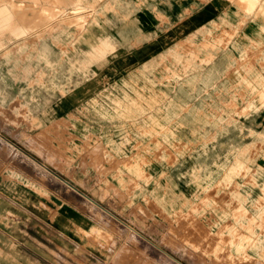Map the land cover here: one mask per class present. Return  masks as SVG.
Instances as JSON below:
<instances>
[{
	"label": "rangeland",
	"instance_id": "374dc122",
	"mask_svg": "<svg viewBox=\"0 0 264 264\" xmlns=\"http://www.w3.org/2000/svg\"><path fill=\"white\" fill-rule=\"evenodd\" d=\"M14 1L19 9L34 5L32 0ZM91 1L93 8L67 0H40L28 17L15 18L0 34V213L16 217L5 229H36L31 239L24 237L41 243L43 261L52 264H74L81 256L89 264H264V247L256 248L254 240L264 237V101L259 97L264 78L256 80L261 84L253 93L243 82L246 97L232 95L229 104L215 97V102H202L229 86V52L225 51L237 32L229 33L225 22L229 7L220 8L211 0ZM175 2L198 8L213 4L218 9L217 24L203 27L198 39L176 44L169 54L145 58L136 67L124 66L121 51L138 43L136 17L149 10L162 20L159 11L175 9L171 6ZM229 5L243 21L252 18H246L235 3ZM92 22L96 24L90 26L91 42L108 36L115 49L82 70L88 46L75 31ZM24 27L27 31L18 35L15 29ZM69 28L74 33L63 35ZM206 40L215 47L201 48ZM172 50L183 57L194 52L196 65L212 54L210 63L187 74L203 75L195 87L170 77L174 72L183 74ZM214 59L220 66L216 74L208 70ZM140 67H145L144 76L137 72ZM206 76L216 86L208 93ZM83 86L88 91L81 98L76 91ZM100 91L121 99L125 92L133 97L136 91L145 97L153 92L164 101L140 115L102 119L85 108L88 97L99 96ZM99 99L109 103L106 97ZM179 101L177 116L166 117ZM243 101L249 104L240 105ZM192 107L202 112L215 109L216 124L195 119L189 112ZM151 115L163 125L186 120L174 131L176 135L166 137L158 127L137 128L145 123L152 126ZM110 140L126 143L123 155L109 150ZM161 155L165 160L158 162ZM138 157L140 164L149 160L155 173L171 177L189 199L186 208L168 215L151 200L150 188L127 169ZM236 158L245 168L226 182L224 172L234 167ZM192 166H196L195 176ZM217 166L219 173L206 186L200 179ZM195 179L201 184L194 196ZM140 187L146 189L142 194ZM2 222L0 227L5 225ZM248 255L252 257L247 260Z\"/></svg>",
	"mask_w": 264,
	"mask_h": 264
},
{
	"label": "crops",
	"instance_id": "0c3cea01",
	"mask_svg": "<svg viewBox=\"0 0 264 264\" xmlns=\"http://www.w3.org/2000/svg\"><path fill=\"white\" fill-rule=\"evenodd\" d=\"M34 5L25 7V9H19L14 0H0V34L5 31L7 26L13 24L15 22V18L24 19L28 17V12L36 7V4L40 2V0H32ZM70 3H74L76 5H80L87 8H93L95 2L91 0H67ZM169 4L170 0H166ZM216 3L220 8H226L229 10L225 12V22L229 24V33L232 30L237 31L232 38L229 40V47L227 51L229 52V86L224 87L222 91L217 90L210 94L209 98H204L202 102L206 100L214 101V97L217 101H220L224 104H229V97L232 95H237L236 97L243 98L246 97V93L243 92V88H245L244 84H247V89L250 93H253L256 90L257 86L261 84V82H257L258 79L264 78V0H258L257 6H255L254 13H248L247 11V3L241 0H211ZM63 3V0H57V3ZM165 2V0H163ZM184 2V0H183ZM178 3H180L178 1ZM182 3V2H181ZM230 3H235L238 7L242 8L244 14L249 17L248 20L243 21L242 17L239 13H235L234 9L229 5ZM158 4V3H157ZM166 4V3H165ZM171 6H175V9H171V7H163L159 14L162 20H159L157 15L153 14L151 11H144L143 15H138L135 19V25L139 26L137 34L139 35L137 38V45H133V47L125 48L121 52L123 53L121 58L124 66H133L136 67V64L143 59H148L149 61L153 57H157L160 53L162 56L169 54L171 48L176 44H181L183 42L188 43L192 40L198 39L201 35L199 33L203 29V27H210L212 24H217V11L218 9L211 3L208 5L205 4L203 7L198 8L192 5L180 7L179 4L172 3ZM177 7V8H176ZM18 8V9H17ZM31 8V9H30ZM44 10L49 11L50 8L43 6ZM225 9V10H226ZM140 12V11H139ZM142 12V10H141ZM145 13V14H144ZM224 21L223 18H220ZM96 24V22H92L91 25L85 27L83 29H78L77 36L80 41H83L87 44L88 50L84 53L86 54L85 61L81 64L82 70H85L90 65H94L100 63L103 59L108 57V53L114 51L115 45L111 41L108 36H99L96 38L95 42H91L93 36L90 31V26ZM149 24H151V28H148ZM202 27V28H201ZM15 31L18 32V35L23 34L27 31V28H17ZM63 35L69 36L74 32L65 29ZM134 41V39H133ZM132 41V42H133ZM193 42V41H192ZM213 48L215 45L208 40L201 43V48ZM174 55V61L176 64L181 65V72L172 73L170 77L174 79H182L183 85H190L192 88L196 86L199 80H203V75L198 73L195 77H186L187 74L193 70L199 69L205 63L208 64L211 61L212 54L210 57L206 59H200L199 65H196L195 58L197 54L194 52L189 53L187 57H183L179 53L172 50ZM219 57V56H217ZM219 61L213 60V62L208 66V70L211 69L214 74L218 73L219 69ZM222 63V61H221ZM145 67H140L137 69V72L140 75H145ZM211 71V72H212ZM95 73V72H93ZM86 73H84L85 76ZM135 79H138L137 75ZM205 92L208 93V89H214L216 86L214 83L209 84L208 80H210L209 76L205 77ZM245 82V83H243ZM240 85H243L240 87ZM145 88L150 89L149 85L145 86ZM258 89V88H257ZM261 89V88H260ZM229 90H232L229 92ZM239 90V93L236 92ZM88 91V87H80L76 91V95L84 96ZM61 92L66 95L65 88L61 89ZM232 92V93H231ZM99 96L88 97L89 100L85 102V108L89 111L94 112L102 119H112L115 115L119 116H136L143 113L145 110L149 108H153V105H158L160 102H163V97L156 95L153 92H150L149 97H145L139 92L136 91L135 97L130 96L125 92L124 98L121 99L114 95H110L109 91L98 92ZM231 93V94H230ZM74 97V96H72ZM106 97L109 100V103L106 104L105 101H102L99 98ZM260 101H264V90L259 93ZM171 101L165 103V107L167 109L170 107ZM177 102V101H176ZM182 101L178 102L177 107L174 112L170 114L168 112L166 117H176L178 107L181 108ZM253 103L256 104L254 101ZM240 105L249 104L246 101L239 102ZM180 105V106H179ZM260 105V103H257ZM166 109V111H167ZM248 109L254 111V113L258 112V108L254 105H249ZM169 111V110H168ZM215 109L207 110L202 112L200 109L196 107H192L189 112L191 115L195 117V119L203 122L210 123L212 125L216 124L217 117L214 119L213 114ZM264 112V111H263ZM207 113H210L209 116ZM170 114V116L168 115ZM262 114V113H261ZM150 120L152 121V126L148 125V123L140 124L137 128L140 129H149L155 130L156 127L160 129H164L162 131L163 135L166 137H173L176 135L174 131L179 130L184 124L185 117L181 118L182 122L168 123L163 125L159 124L156 116L151 115ZM69 118H71L69 116ZM244 121L247 119H243ZM74 129H80L79 124H73ZM140 135V134H139ZM142 136H151L150 133H141ZM167 139V138H166ZM123 141H113L110 140L109 150L112 152H116L118 156L124 154V148L126 147ZM127 149V147H126ZM110 151H107L110 153ZM203 152H206L204 149ZM106 153V152H105ZM108 153V154H109ZM235 157V156H234ZM233 157V158H234ZM140 158L138 157V161L134 162L130 167H128V171L131 175L139 178L144 182L146 188H150L149 196L151 200L155 203L159 204V208L168 215L178 214V211H181L183 208H186L189 202L188 197L183 193V191L179 188V186L174 183L171 177L167 174H163V172H154V165L152 162L145 161L142 164L139 163ZM165 160L164 156L161 155V158L158 159V162H163ZM228 159V156L226 157ZM237 162L232 169L225 170L223 175V180L229 182L231 177H236L240 174L244 167V162H242L241 158H236ZM156 169V168H155ZM196 166H192V174L195 176ZM220 170V166L216 167V170L213 169L205 175L204 178L200 179L205 181L206 186H210L213 178L217 175ZM224 171V170H222ZM121 174V173H120ZM200 180L195 179L192 181L194 185L193 195L198 192V186H200ZM124 179L120 176L118 178V183L123 184ZM140 187L138 189L139 194L145 191ZM192 202V200H190ZM218 219L221 221L222 218L216 215ZM12 215H10L7 211H2L0 213L1 223L2 220L5 222L3 227H0V264H52L49 261H43L41 254V243L36 242L34 239L33 242L26 240V237L30 238V234L35 233L36 229H5L11 228V219L13 220ZM20 222L21 220L18 219ZM214 223H218V220L213 221ZM228 228V227H227ZM57 232V229H55ZM259 244V248L264 247V237L263 238H254ZM262 240V241H261ZM30 242V243H29ZM236 248H239L240 245H235ZM81 256V260L85 261ZM84 264H89L88 259H86ZM74 257L72 258L73 263ZM78 261V262H79ZM78 262L74 264H78ZM70 264V263H69Z\"/></svg>",
	"mask_w": 264,
	"mask_h": 264
},
{
	"label": "bare ground",
	"instance_id": "6f19581e",
	"mask_svg": "<svg viewBox=\"0 0 264 264\" xmlns=\"http://www.w3.org/2000/svg\"><path fill=\"white\" fill-rule=\"evenodd\" d=\"M248 3H247V6H248V8H247V11L251 14V13H253L254 12V9H255V1H257V0H246ZM82 18V17H81ZM80 18V19H81ZM83 19V18H82ZM262 241V240H261ZM236 246H237V244H236ZM259 247V244L256 246V248H258ZM255 248V249H256ZM254 249V248H253ZM252 249V250H253ZM254 249V250H255ZM255 255V254H254ZM252 256H253V254H252ZM252 256H249L248 255V257H247V260L248 259H250ZM246 258V257H245ZM250 261V260H249Z\"/></svg>",
	"mask_w": 264,
	"mask_h": 264
}]
</instances>
